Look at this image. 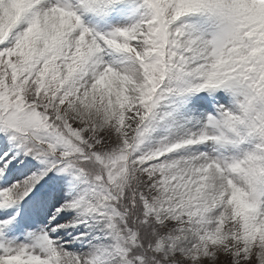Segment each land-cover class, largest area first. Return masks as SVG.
<instances>
[{
  "label": "snow or ice",
  "instance_id": "6c2138e0",
  "mask_svg": "<svg viewBox=\"0 0 264 264\" xmlns=\"http://www.w3.org/2000/svg\"><path fill=\"white\" fill-rule=\"evenodd\" d=\"M0 137V264H264V0H0Z\"/></svg>",
  "mask_w": 264,
  "mask_h": 264
},
{
  "label": "rangeland",
  "instance_id": "374dc122",
  "mask_svg": "<svg viewBox=\"0 0 264 264\" xmlns=\"http://www.w3.org/2000/svg\"><path fill=\"white\" fill-rule=\"evenodd\" d=\"M195 99H196L195 97L192 98L193 101H195ZM9 147L10 145L7 144V141L4 138L0 137V154H2L4 151H7ZM31 170L32 169L24 165L17 166L16 162H14L12 166V178L13 179H23L24 176L28 175ZM64 179H67V178H64ZM57 183L58 181L46 180L44 182L45 187L43 190L49 191ZM67 192H68V188L65 187L61 196L57 197V200L62 202V196L66 195ZM54 204L58 206L56 201L40 200V201H34L26 209L24 208V206H21L22 210L27 212L34 221V226L28 230L29 232H38L41 228L44 227V225L47 222L48 214L50 211L53 210ZM9 211L14 212L15 209H10ZM72 215H74V213L66 214L64 216V219L61 220V223L65 222V220L67 219H71ZM68 231H73V230L69 229ZM8 236L9 238H12V239H18V241H26L27 239V234H24V235H20L19 233L13 234L11 231L8 232ZM80 247L81 245L79 244L71 245L69 246V250L75 251V250H78Z\"/></svg>",
  "mask_w": 264,
  "mask_h": 264
}]
</instances>
